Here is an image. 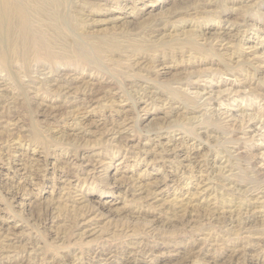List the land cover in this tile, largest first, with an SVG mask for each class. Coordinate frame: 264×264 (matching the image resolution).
<instances>
[{
    "label": "rangeland",
    "instance_id": "rangeland-1",
    "mask_svg": "<svg viewBox=\"0 0 264 264\" xmlns=\"http://www.w3.org/2000/svg\"><path fill=\"white\" fill-rule=\"evenodd\" d=\"M39 5L0 55V264H264V0Z\"/></svg>",
    "mask_w": 264,
    "mask_h": 264
},
{
    "label": "bare ground",
    "instance_id": "bare-ground-1",
    "mask_svg": "<svg viewBox=\"0 0 264 264\" xmlns=\"http://www.w3.org/2000/svg\"><path fill=\"white\" fill-rule=\"evenodd\" d=\"M34 1L40 2V5L38 6L37 9L38 12L42 9V2H45L46 0H19L18 4L15 7L11 4L9 0H2V1L0 0V55L1 56H4L6 51H8L3 47V44L8 43L13 36L17 37L19 41H23L25 39L23 32H21L23 28L14 27L10 24V19L13 15L12 10L15 8L16 11L25 12L28 10V7L30 9L31 4L34 3ZM26 24H27V18H26ZM127 263L129 264L130 260H128Z\"/></svg>",
    "mask_w": 264,
    "mask_h": 264
}]
</instances>
